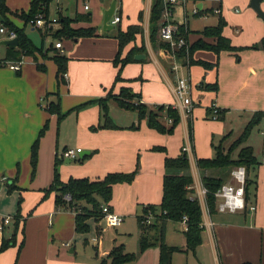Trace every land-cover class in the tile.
Returning a JSON list of instances; mask_svg holds the SVG:
<instances>
[{
    "label": "crops",
    "instance_id": "crops-1",
    "mask_svg": "<svg viewBox=\"0 0 264 264\" xmlns=\"http://www.w3.org/2000/svg\"><path fill=\"white\" fill-rule=\"evenodd\" d=\"M32 1L6 0L11 11L7 14L8 19L16 27L25 29L37 48L44 49L43 53L37 52L35 56H24L19 72L12 68V64L0 66V179L4 181L3 186L16 179V187L19 189L9 192L8 186H1L0 222L5 217L14 219L18 211V200L23 198L18 245L1 254L0 264H101L104 259H108L111 250L120 245H124L126 252L139 254V238L133 249L129 248L126 239L118 244L119 238L112 237L109 238L110 243L106 244L107 239H103L104 230L99 225L97 237H93L96 241L93 246L95 253L88 252L89 239L86 236L80 237L76 232V213L59 209L55 193L45 198L44 190L50 187L54 179L56 159H62L59 172L62 181L67 182L70 178L101 180L110 173H131L136 169L139 157L140 173L131 184L115 185L110 202L112 210L124 217L123 226L127 217H138L141 206L143 213L144 207L148 205H160L165 159L167 156L177 157L184 148L188 149L190 172L195 180L194 196L198 198L200 180L197 175L202 173L197 168L196 160L214 157L212 140L213 137H218L217 140L220 139L221 142L228 135L227 117L233 110L239 111L238 117H243L245 113L249 114L248 117H253V113L264 111V52H240V61H236L235 54L228 52L219 57L207 51L194 54L196 60L210 63L219 61V66L214 70H206L201 66H191L189 69L195 105L192 113L193 142L190 141L188 119L184 115L172 136L150 129L146 121L135 131L124 129L94 132L90 128L101 121L100 107L92 105L81 111L73 109L83 103L105 98L112 89L116 95L121 88H131L133 93L141 94V103L151 109L160 105L177 104L174 91L176 76L171 70V57L164 48L153 47L149 39V17L153 0H75V10L70 12L66 8V15L62 13L65 7H61L58 0L59 15L70 19H74L77 14L91 15V21L74 23L73 28H96L98 35L63 41L53 37L59 24L54 25L53 30L47 34L43 29L25 26L19 15L21 12H28ZM113 1H116L119 10L115 16L120 17L121 21L116 25L111 23L114 29L105 32L104 14ZM85 3L89 6L88 10ZM250 3L251 0H186L176 5L172 19L181 26L185 23L187 11L188 39L193 44L202 38L199 32L218 24L221 14L228 24L224 29V36L236 47H248L259 43L264 37V19L254 11ZM261 8L264 11V1ZM195 9L199 11L198 15H193ZM140 12L145 13L144 36H137L136 43L127 46L124 56L134 45L140 47L145 43L147 54L144 55L147 58L128 64L122 71L125 81L115 85L118 68L113 60L118 52V30L126 31L129 26L140 24ZM212 15L217 17H214V24L200 25V28L194 26L193 22L206 21ZM49 17L52 19L51 5ZM197 19L199 21H195ZM2 28L3 17L0 15V30ZM50 38L52 41L47 44ZM5 39L7 35L0 31V61H21L8 60L12 48L1 45ZM206 40L209 43L215 42L214 39ZM57 43H62L63 49H57ZM56 52L70 60L65 82H60L58 67L51 59ZM153 61L158 68L154 67ZM158 72L165 84L160 80V75H157ZM203 82H217L219 91L206 92L197 88ZM57 93L61 95V114H67L61 120L58 114H52L44 107L45 101H56ZM112 101L109 103V114ZM212 106L227 110L223 121L206 118V109ZM127 114L128 122L122 125L116 123L117 126L128 128L138 124L137 112L134 115ZM261 124L263 129L259 134L262 140H258L257 146H251L261 164L258 168L256 198L247 202L249 211H239L238 217H221L213 223L211 216L205 215L202 207V244L192 253L175 252L172 264H264V120ZM46 125L48 128L45 135L40 138L38 164L33 178L32 147ZM223 145L225 146V142ZM154 147H165L167 153L152 151ZM71 149L77 153L89 152V158L83 163H78L76 159L66 164L67 158L62 155ZM172 223L175 222L167 225V244L186 250L187 242L181 224L177 223L180 228L174 229ZM13 226L14 220L6 228L5 238L11 237ZM122 231L127 233L126 228ZM106 234L109 236L110 233ZM22 241L24 246L19 254V244ZM160 255V248L152 247L139 254L137 260L130 264H160Z\"/></svg>",
    "mask_w": 264,
    "mask_h": 264
},
{
    "label": "trees",
    "instance_id": "trees-1",
    "mask_svg": "<svg viewBox=\"0 0 264 264\" xmlns=\"http://www.w3.org/2000/svg\"><path fill=\"white\" fill-rule=\"evenodd\" d=\"M54 0H33L30 4L28 12H21L19 17L25 22V26L37 28L34 24L37 19L42 17L49 20L50 5ZM11 11L6 5V0H0V15L3 17V27L8 31H14L19 40L17 49H10L8 60H21L24 56H35L37 52L43 53L37 48L32 40L27 36L25 29L16 27L7 17ZM164 1L153 0L150 17H149V39L150 43L155 48L169 49V46L160 38L159 31L163 25ZM174 12V11H173ZM213 12V11H211ZM84 21H91L89 14H77L74 19L64 17L62 14L58 16L57 24L60 25L53 33L56 40H75L81 38H92L98 36L96 28H78L72 27V24ZM140 24L131 25L126 31L118 30L116 39L118 40V52L113 60V64L118 68V74L115 78V85L119 82L125 81L122 78L123 69L131 63H138L135 56L138 54H147L145 43L140 47L134 45L129 52L124 56V51L132 43H136L137 36H144L145 28V13L139 14ZM227 21L219 14L218 24L213 27H206L199 32L202 38L190 43L189 33L183 26H181V36L184 37L191 45V61L190 66H201L206 70H214L219 66V61L210 63L204 60H196L194 54L198 51L212 52L218 57L224 53L235 54L236 59L240 61L238 54L243 51H263L264 52V37L259 43L248 47H236L232 45L229 38L224 36V29L227 27ZM47 34V32L45 33ZM206 39H214V43H209ZM58 67V78L60 82H65V74L68 72L69 58L56 52L51 57ZM134 81V80H133ZM131 82V80H127ZM197 88L206 92H218L219 86L215 82L200 83ZM56 101L48 103L45 107L52 114H58L60 120L67 114H61V95L57 93ZM141 94L133 93L129 87L121 88L118 94H113V89L105 98L92 100L83 103L74 111H81L89 106L98 105L101 110V121L97 126L90 128L91 131L99 130H139L141 123L146 121L148 127L157 131L160 134L172 136L182 121V116L173 105H160L153 109L141 103ZM113 100L117 105L124 110L135 111L138 114V124L128 128H121L117 126L110 117L109 110L110 101ZM216 111V112H215ZM227 110L220 108L209 107L206 109V118L208 120L223 121ZM264 120V111H257L247 124L243 134L226 149L223 142L230 136L226 135L218 146L212 144L215 151V156L212 158H198L196 160L199 171H213L228 169L232 171L238 167H244L247 172L245 183L246 203L256 198L257 178L259 163L255 156L254 149L251 146L243 147L238 153V157L234 158L233 154L249 139L251 132L262 123ZM168 121H171L169 123ZM48 126L41 131L39 138L32 147L31 161L33 166V178L36 175L38 164V148L40 138L45 135ZM188 129L190 141L193 142V119L192 116L188 119ZM152 151L167 153L165 147H154ZM89 156L78 159V163L85 162ZM62 164V159L57 158L54 170V179L50 187L44 190L45 198L52 194H56V205L59 209L70 210L76 213V232L79 234H87L90 232V221L94 220L100 222L103 219V207L109 206L113 199L114 186L118 184H131L134 182L141 170L140 158L138 157L136 169L131 173H110L101 180H91L89 178H70L67 182L62 181L59 172V166ZM190 159L188 153L183 149L177 157L167 156L165 159V175L163 179V197L160 205H148L144 207L142 215L138 216V224L141 230L140 235V251L139 254L144 253L147 249L152 247H159L161 250L160 264H172L173 254L175 252H195L196 249L203 242V211L202 206L195 194V180L190 172ZM16 179L13 183L7 182L9 192L19 190L16 187ZM227 179L220 176H203L202 183L207 189L206 201L211 215L218 213L217 198L215 194L226 183ZM66 196H70L68 201ZM23 198L18 200V211L14 217L13 233L10 238L3 239L0 245V256L2 253L12 247L18 245V233L21 226V204ZM112 210V208L110 207ZM249 211V207L245 210ZM152 212L154 214V221L147 224V214ZM184 217L188 218V231L185 234L187 246L186 250L178 247H170L166 242L167 225L169 222L181 223ZM24 234V230L22 231ZM24 241L19 244V254L23 249ZM139 254L126 252L124 245L114 247L108 259H104L101 264H130L137 260ZM251 264V263H244Z\"/></svg>",
    "mask_w": 264,
    "mask_h": 264
},
{
    "label": "built area",
    "instance_id": "built-area-1",
    "mask_svg": "<svg viewBox=\"0 0 264 264\" xmlns=\"http://www.w3.org/2000/svg\"><path fill=\"white\" fill-rule=\"evenodd\" d=\"M164 1V12H163V25L160 28L159 35L160 38L169 46V49H165V52L169 54L172 60V72L176 76V82L174 85V91L177 99V104L174 106L179 113L187 117L189 119L192 116L193 109L195 107L193 98H192V88L190 84V78L188 76V72L190 69V61H191V45L190 43L181 36V26L188 30V15L187 11L185 12V23L181 26L177 23L173 22V14L174 8L180 2H185L186 0H163ZM87 2V1H86ZM86 10L89 9L87 3H85ZM219 13V11L217 12ZM199 11L195 9L193 11V15H198ZM121 21L120 17L114 16L110 23L113 25L118 24ZM57 24V19H49L45 20L42 17L38 18L36 23L34 24L37 28L43 29L46 32H50L53 30L54 25ZM2 34L7 35V39H15L17 38V34L14 31H8L6 28H2ZM57 49H63L62 43L56 44ZM63 53V50H62ZM12 64V68L19 72L23 65V60L17 62H8L0 61V66ZM67 77L66 74L64 76ZM48 103H45L44 107H47ZM212 108H217L216 106H212ZM216 112V111H215ZM171 123V121H168ZM185 152L188 151L187 148L183 149ZM77 153L75 150H68L63 153V158L76 160ZM232 181H235L238 186H234L231 183L225 184L222 188L215 194L217 198V210L218 212L225 213H237L239 211H245L247 208L246 203V193H245V183L247 178V172L244 167H238L231 171ZM200 180V179H199ZM3 180L0 179V188L3 186ZM5 184V183H4ZM200 192L198 199L201 201L203 210L205 215L211 216L207 201V189L203 186L202 180H200ZM68 201L71 200L70 196H66ZM254 210V208H252ZM103 220L106 222L107 227L117 228L123 225L124 217L115 213L110 209L109 206L103 207ZM146 223L149 225L152 221H154V214L149 212L147 214ZM13 218L5 217L0 222V245L5 237V230L8 226L13 223ZM181 227L183 232L188 231V218L184 217L181 221Z\"/></svg>",
    "mask_w": 264,
    "mask_h": 264
},
{
    "label": "rangeland",
    "instance_id": "rangeland-1",
    "mask_svg": "<svg viewBox=\"0 0 264 264\" xmlns=\"http://www.w3.org/2000/svg\"><path fill=\"white\" fill-rule=\"evenodd\" d=\"M59 4L61 5V7H65L64 10H63V15H66L67 13V10L66 8H69L70 12H72L73 10H75V0H59ZM58 0H55L53 1V3L51 4V17L53 20L54 18L55 19H58V16H59V12H58ZM216 15H212L210 17H208V19L206 21H201V22H193L194 23V26H196L197 28H200V25L202 26H209V25H212L214 24V21H215V18ZM194 21V20H192ZM195 21H199L198 19L195 20ZM264 22V20H263ZM196 23V25H195ZM207 24V25H205ZM55 26H59L58 24H55ZM199 26V27H198ZM192 28L194 29V27L192 26ZM204 28V27H203ZM116 29L118 30L119 29V25H117ZM51 38L48 39V42L47 44H49L51 42ZM239 57L240 54H238ZM157 59L158 61L161 63V59L159 56H157ZM235 59H236V56H235ZM241 59V58H240ZM236 61H238L236 59ZM153 64H154V67H157L156 64L154 63L153 61ZM162 64V63H161ZM158 68V67H157ZM157 68H155L157 70ZM159 73V72H158ZM160 78V80L165 84L164 82V79L163 77L161 76V74H157ZM140 81V80H138ZM142 82V81H141ZM140 83V82H138ZM173 102H176V100H174ZM47 103L46 101L44 102V104ZM45 106V105H44ZM244 111V110H243ZM127 113L129 114H135L134 111H128L126 112V110L124 109H121L114 101L111 102V113H110V117L112 118L113 117V121L114 123L116 124H126L128 121L127 119ZM239 111H232L231 114L227 117V123H226V127H227V134H230V136L224 141L225 142V148L226 149H229V147L243 134L247 124L249 123V121L251 120L252 118V115L250 117L249 114H243V117H238ZM254 114V113H253ZM263 129V125L260 124L258 125L252 132H251V135L249 137V139L247 140V142H245L241 147H239L238 150H236L233 154V157L234 158H237L238 157V153L240 151L241 148L243 147H247V146H257V142L258 140H262V136H260L259 132H261V130ZM213 137V136H212ZM218 137H213V140H212V144L215 145V146H218L219 144V140H217ZM256 144V145H255ZM259 150V149H258ZM212 151H213V156H215V151L213 149V146H212ZM80 158V155L78 154L77 155V160ZM76 161V160H75ZM200 173H202V175H197V178L198 179H202V177L205 175L207 176H220V177H223V178H226L227 181L226 183H231L232 185L234 186H238V184L235 182V181H232V178H231V171L228 170V169H224V170H213V171H201ZM199 173V174H200ZM3 187H6V185H4ZM7 188V187H6ZM141 208V211L139 209V212H138V216L142 215V206L140 207ZM239 213L237 214H232L230 212H225V213H221V212H218L216 213L215 215H211V221H213V223L217 222L219 218L221 217H224V218H231V217H238ZM126 224L123 226H120V227H117V228H111V227H107V224L106 222L102 219L100 222H96L94 220H91L90 221V225H91V229H90V232L87 233V234H80V237L82 236H86L88 239H89V245L87 246V250L89 253H91L92 251H94L95 253V248L93 247L95 245V240L93 239V237H97V226L99 225L101 228H103V234H104V237L103 239H107L106 244L110 243V240L109 238H119L118 239V244L122 243L124 239L128 240V246L130 249H133V248H136L137 246V241L138 243H140V235H141V230H140V227H139V224H138V219L137 217H134V218H130V217H127L126 218ZM172 227L174 229H179L180 226L179 224L177 223H172ZM124 228L127 229V233H125L124 231H122ZM110 233L109 236L106 234V233ZM111 236V237H110ZM139 238V240H137ZM103 239L100 238V241L103 243ZM137 240V241H136ZM104 242V243H105ZM133 243V244H132Z\"/></svg>",
    "mask_w": 264,
    "mask_h": 264
},
{
    "label": "water",
    "instance_id": "water-1",
    "mask_svg": "<svg viewBox=\"0 0 264 264\" xmlns=\"http://www.w3.org/2000/svg\"><path fill=\"white\" fill-rule=\"evenodd\" d=\"M264 0H251V7L254 9V11L262 18L264 19V11L261 8V4ZM119 13V10L117 9V3L116 1H113L112 5L105 11L104 14V31L109 32L114 29V26L110 23L112 18ZM1 45L11 47L12 49H16L19 46V40L18 38L15 39H5L1 42ZM146 55L141 54V55H136L135 59L137 61H143L146 60ZM89 152H80V159L85 158L88 156ZM74 160L73 159H66V164L72 163Z\"/></svg>",
    "mask_w": 264,
    "mask_h": 264
}]
</instances>
